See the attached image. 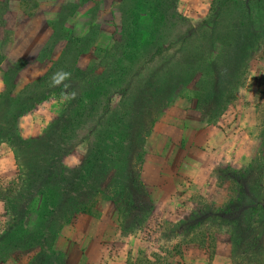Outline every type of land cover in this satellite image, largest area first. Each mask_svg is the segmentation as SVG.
Here are the masks:
<instances>
[{"label": "rangeland", "instance_id": "rangeland-1", "mask_svg": "<svg viewBox=\"0 0 264 264\" xmlns=\"http://www.w3.org/2000/svg\"><path fill=\"white\" fill-rule=\"evenodd\" d=\"M19 1L0 0V36L6 22L23 28L13 9ZM25 4L27 31L16 40L4 35L13 47L40 48L29 64L39 78L13 97L12 111L0 107V124L7 122L0 141L12 137L15 146L14 155L0 150V264H118L123 255L125 264H209L217 243L230 236L233 264H264L263 156L247 170L221 173L219 185L239 197L226 209L204 201L176 221L164 213L173 198L156 197L157 207L140 180L147 154L160 151L159 142L147 147L150 133L166 117L180 118L188 102L218 125L228 97L227 109L254 94L264 143V0ZM240 15L254 20L246 23L250 34L225 33L222 27L237 25ZM251 34L252 57L243 68L239 57L226 68L229 48ZM23 62L8 70L9 85ZM215 70L224 75L211 79ZM31 106L20 120L23 138L9 123ZM32 138L38 141H20Z\"/></svg>", "mask_w": 264, "mask_h": 264}, {"label": "crops", "instance_id": "crops-1", "mask_svg": "<svg viewBox=\"0 0 264 264\" xmlns=\"http://www.w3.org/2000/svg\"><path fill=\"white\" fill-rule=\"evenodd\" d=\"M25 5V0H20L18 7L13 8L20 17L23 28L10 26L6 22L0 36V107L5 109L12 106V98L15 95H21L27 86L39 78L34 72L30 73L29 64L34 60L33 57L37 56L40 48L37 46L30 51L27 46L13 47L8 44L4 35L6 31H9L11 38L16 40L21 33L27 31L26 27L30 21L28 14L25 13ZM7 11L10 12L9 9ZM24 17L28 22L23 20ZM18 32H20L19 35ZM25 33V36L30 34V32ZM20 61H26V63L23 62L20 65L9 85L7 72L13 64ZM41 62L43 64L45 60ZM3 68L6 71H3ZM250 81L253 80H249V85ZM7 93L11 98L5 96ZM257 100L252 93L243 95L223 113L221 123L218 125L206 123L195 114L192 104L187 100L189 110L187 111L185 106L180 109L181 111L178 110L179 119L166 117L161 123L155 125V130L153 129L148 137L149 141L147 139V147L151 143L159 142L160 151L156 150L150 155L147 154L140 180L149 190V195L154 197V201L156 197L161 196L173 198V202L164 209L167 218H175V221L185 219L190 214L197 213L204 201L211 202L218 210H223L226 209L225 205L229 203V200L236 201V198H239L236 189L221 187L219 180L223 171H229L232 174L234 171L247 170L259 157H264V143L259 138L260 119ZM171 109L168 111L172 114L174 109ZM25 116V114L20 115L14 123L15 132L21 137L23 136L20 133L22 131L20 120ZM0 125L2 128L7 127L5 123ZM3 147L14 155L6 140L0 141L1 152L5 149ZM260 189L263 199L264 171ZM155 205L158 207L157 201ZM220 227L225 230V226ZM233 244L235 240L231 236L217 243L211 264H229L230 262L233 264L235 262ZM198 255L206 262L203 251H198ZM124 259L123 255L119 260L123 262ZM119 260L118 264H125L120 263Z\"/></svg>", "mask_w": 264, "mask_h": 264}, {"label": "trees", "instance_id": "trees-1", "mask_svg": "<svg viewBox=\"0 0 264 264\" xmlns=\"http://www.w3.org/2000/svg\"><path fill=\"white\" fill-rule=\"evenodd\" d=\"M248 10H249V12H250V9L251 8H247ZM209 18H212V15H210L209 16ZM264 19V18H263ZM210 20V19H209ZM237 25H227V26H224V27H222V30H224L225 31V33H227L228 35L230 34V35H232L233 37H235V36H240L241 34H246V35H248V34H250V31L248 30V28H247V25H246V23H249L250 24V26H252L253 25V23H254V20L253 19H251V18H246L245 20H244V18L240 15V17L237 19ZM263 24H264V22H263ZM250 36H252V34L250 35ZM253 40H254V35L252 36V37H250V38H246V40L245 41H243V42H241V41H238V43H239V46L237 45L236 46V44H234V46H232V48H229V50H228V52H227V57L225 58V60L226 59H228V60H230V61H228V62H226V61H224L223 60V62H222V64H224L225 65V67L227 68L228 66H232V67H235V63H233L234 62V59L236 58V57H239L238 59H237V61H239L238 63L241 65V67L243 68L244 67V65H246V63L249 61V59L252 57V55H253V52H252V43H253ZM247 45L248 44V54H246V56H244L243 57V54L244 53H240V51L242 50V48H244L243 46L244 45ZM245 52V51H244ZM230 62V63H229ZM229 63V64H228ZM232 64H234V65H232ZM244 74V72H243V70H241V68L239 69V71H238V74H237V79H239V78H241L242 77V75ZM211 76H210V78L211 79H218L221 75H224L223 74V72H220V71H214L213 72V74H210ZM46 80H42V82H45ZM169 85V84H168ZM167 85V86H168ZM29 86H27L25 89H27ZM56 90V89H55ZM174 90V89H173ZM56 91H58V90H56ZM24 92H25V90H24ZM49 93L50 92H47L46 94H45V96L42 98V100H45V99H47V98H49L50 96H49ZM173 93L174 92H171V93H168L169 94V96H168V94L166 95V96H168L167 98H166V101L165 102H167L168 100H171L172 98V95H173ZM215 93V91L214 90H212L211 91V95L212 94H214ZM24 94V93H23ZM29 98H25L24 100H28ZM232 100H233V97H228L227 98V100H226V102L224 103V105H222L221 107H220V110H219V116L220 115H223V113L226 111V109H227V107L230 105V102H232ZM28 101H30V100H28ZM39 100H34V104H36L37 102H38ZM33 103V102H32ZM12 104H13V106H11L10 108H8L9 110H13V108H14V106H15V104H16V99L14 100V98H12ZM33 109V106H31L30 108H27L26 110H24V111H21V112H19L18 114H15V116H13L12 117V120H11V122L9 123L10 124V128L12 127H14L13 129H14V131H15V126H14V123L17 121V118L20 116V115H23V114H25L26 112H29V111H31ZM62 113H60V115H59V118H61L62 117ZM2 124V123H1ZM4 124V123H3ZM5 124H7V122L5 123ZM54 124V123H53ZM16 133V132H15ZM33 139V140H32ZM32 139H28V141H25V140H20L21 142H22V144H27L28 142H33V141H38L37 140V138H32ZM32 140V141H31ZM6 141H7V143L9 144V146L11 147V149L13 150V152H14V150H15V146H14V143L12 142V137H11V139H9V138H7L6 139ZM131 141V140H130ZM133 143V142H132ZM15 153V152H14ZM18 160V159H17ZM129 199V198H128ZM129 200H131V201H133V199L131 198V199H129ZM53 210L54 211H56V209H54L53 208ZM236 244V243H235ZM235 244H233V246L235 245ZM235 247H236V245H235ZM239 247V246H238ZM236 249V248H235ZM239 249V248H238ZM244 252H246V251H244ZM247 253V252H246ZM152 256H153V254H152ZM212 258H213V254L210 256V261H209V264H211V262H212ZM127 264H129V263H127ZM148 264H153V263H148Z\"/></svg>", "mask_w": 264, "mask_h": 264}]
</instances>
